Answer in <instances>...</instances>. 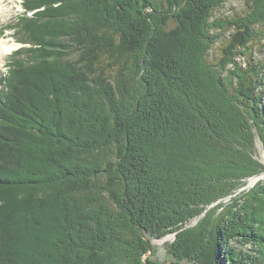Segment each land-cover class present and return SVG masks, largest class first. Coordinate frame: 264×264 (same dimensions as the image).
Here are the masks:
<instances>
[{
    "label": "trees",
    "instance_id": "1",
    "mask_svg": "<svg viewBox=\"0 0 264 264\" xmlns=\"http://www.w3.org/2000/svg\"><path fill=\"white\" fill-rule=\"evenodd\" d=\"M228 1L24 0L28 49L0 79V264H143L146 236L180 229L264 171L250 134L264 142V53L223 76L206 61L213 30L231 32L228 57L256 38L264 52V0L210 22ZM174 6L171 33L195 35L186 57L164 46ZM92 23L105 29L96 40ZM114 39L118 71L94 79L93 58ZM262 187L218 215L213 242L193 248L183 232L176 253L264 264Z\"/></svg>",
    "mask_w": 264,
    "mask_h": 264
},
{
    "label": "rangeland",
    "instance_id": "2",
    "mask_svg": "<svg viewBox=\"0 0 264 264\" xmlns=\"http://www.w3.org/2000/svg\"><path fill=\"white\" fill-rule=\"evenodd\" d=\"M180 8V7H179ZM175 9L176 7L172 9V11L168 12V26L164 30L165 33H169L171 36V40L166 41L164 44L165 48H167L169 51L175 50V53L181 52L184 53V57L188 55L189 48L193 49L195 45H192L193 41L195 39V35L188 36V33H179L176 32L175 35L171 33L174 28H176L178 23H175L176 20H174L175 15ZM245 10H248L245 6L244 0H229L227 3L223 5L222 9H219L218 11H214L212 18H210V22L212 20H219L221 18L223 19H230L234 15H239L240 13L244 12ZM25 13L24 9V0H3V3L0 4V40H7L9 44L13 45L8 53L3 57L2 54H0V79L5 77L7 75V72L10 70V67H8L9 62L12 57L18 52L20 48H27L28 46H23L19 39H21V36L18 33V20L23 16ZM172 16V17H171ZM89 30L91 31L92 38L94 37L96 40L97 36H101L102 32L104 33L105 29L100 27L98 24L92 23L89 25ZM88 30V31H89ZM178 30V29H177ZM188 30V28L186 29ZM169 31V32H168ZM219 33V34H216ZM212 36H220L217 39V42L211 46L210 50H207V62L210 66V68L219 70L221 72L220 74L223 76L226 71H233L235 68L238 69H246L248 68V62L251 63V60L254 61V63H257L261 61L263 58V53L261 51V44L260 42L257 43V38L254 39V42L251 43L247 48L243 49L242 47H238L236 51L240 52L239 56H235L233 54L232 57H228L227 55H224L225 49L228 47L231 41V32H227L225 34L221 33L220 30H213ZM173 35V36H172ZM112 39V38H111ZM117 39H114L112 41H109L106 45H112V49H106L105 47H108L104 44L103 50L99 51L97 55L92 60V65L90 66L89 73H93L92 77L94 79H103L106 80L110 74H105V72H102L105 68H109V71H111V76L115 75L118 71L117 68L115 70L114 67H109L110 64L114 63V58L116 57L114 55L115 47L117 46L116 42ZM190 44V45H189ZM102 45V44H101ZM181 46V47H180ZM230 47V46H229ZM246 55V56H245ZM24 56V55H23ZM20 58V57H19ZM24 58V57H22ZM221 64L218 63L221 61ZM218 66V67H217ZM212 72L213 70L210 69ZM262 72V70H261ZM103 73V74H101ZM211 74V73H210ZM212 76V75H211ZM203 77V76H202ZM202 77L199 78V80L202 82ZM213 78V77H212ZM224 78V77H223ZM233 82V83H232ZM238 81L236 80L235 83ZM234 83V80H231V84H234L235 87H237V84ZM203 84V83H202ZM205 84V82H204ZM1 87V86H0ZM209 89H211V85H209ZM185 100V99H184ZM259 109L264 110V89H263V97L261 103H259ZM239 111L241 108H238ZM246 118V117H245ZM247 123L250 125L251 122L248 119ZM250 134L253 136L252 139V145H253V158L256 160L260 165L264 166V142H262L259 138L258 132L253 128L250 129ZM253 181V182H252ZM252 182V183H251ZM256 186H259L264 188V171L259 173L258 175L251 176L249 178H246L244 180L243 185L236 190L235 193L219 198L218 200L214 201L210 205L206 207H202V211L199 215L194 217L193 219L189 220L185 224L182 225H176V226H182L178 230L174 231H167L166 233L160 235L159 237H149L146 236L145 240L148 242L149 249L148 251L142 255L141 262L143 264H202V258H199L197 256L191 255L189 256L190 259L183 258V253H176L177 248L173 245H176L178 237L181 233H184L185 236L187 233L188 235H192L193 233V239L194 244L189 245L193 248L199 244V241L202 243L203 240L212 241L211 234L215 232V235L218 236L220 234V231H214V228L216 227L217 222L215 219H217L218 215L221 214L224 210L227 208H230L233 206L232 200L236 197V195H239L242 192H248L251 189L255 188ZM233 211L236 210V208H232ZM260 214L263 215V212H260ZM205 223H210L211 231L206 233V230H204V227L201 226ZM260 226L256 228V230L261 231ZM192 232V233H191ZM258 231H256L257 233ZM221 238L223 237V233ZM258 234V233H257ZM181 240V239H180ZM179 241V240H178ZM206 242V241H205ZM213 242V241H212ZM204 243V242H203ZM208 243V242H207ZM178 244H181L180 242ZM206 243L202 245V255L203 253H207V248L205 247ZM178 247V245H177ZM176 249V250H175ZM246 251H251V248L245 247ZM260 252L262 251V248H259ZM174 252V253H173ZM177 252H179L177 250ZM191 254V253H190Z\"/></svg>",
    "mask_w": 264,
    "mask_h": 264
},
{
    "label": "bare ground",
    "instance_id": "3",
    "mask_svg": "<svg viewBox=\"0 0 264 264\" xmlns=\"http://www.w3.org/2000/svg\"><path fill=\"white\" fill-rule=\"evenodd\" d=\"M3 3V0H0V4ZM13 45L9 44V42L7 40H0V54L3 55V57L8 53L9 49L12 47ZM253 182V181H252ZM251 182V183H252Z\"/></svg>",
    "mask_w": 264,
    "mask_h": 264
}]
</instances>
